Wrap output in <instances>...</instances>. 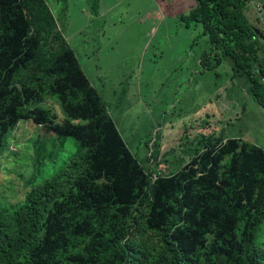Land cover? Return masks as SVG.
Masks as SVG:
<instances>
[{
	"label": "trees",
	"instance_id": "16d2710c",
	"mask_svg": "<svg viewBox=\"0 0 264 264\" xmlns=\"http://www.w3.org/2000/svg\"><path fill=\"white\" fill-rule=\"evenodd\" d=\"M193 1L178 21L207 43L199 67L227 64L264 107V40L244 14L250 0ZM98 7L91 0L94 16ZM20 121L39 127L38 160L41 139L76 146L21 204L0 205V264H264V149L218 139L170 175L146 174L46 0H0V151Z\"/></svg>",
	"mask_w": 264,
	"mask_h": 264
},
{
	"label": "rangeland",
	"instance_id": "374dc122",
	"mask_svg": "<svg viewBox=\"0 0 264 264\" xmlns=\"http://www.w3.org/2000/svg\"><path fill=\"white\" fill-rule=\"evenodd\" d=\"M46 3L55 30L146 174L170 175L218 139L264 149V112L232 79L228 65L216 72L198 65L207 43L204 38L193 42L198 26L178 21L195 6L193 0H99L105 12L96 16L91 0ZM263 5L264 0H250L244 14L264 40ZM42 106L53 111L55 121L63 120L54 100ZM38 135V126L20 121L0 151V205L21 204L36 182L54 176L75 151L72 138L61 145L50 136L41 139L45 149L38 160ZM258 243L264 247V226Z\"/></svg>",
	"mask_w": 264,
	"mask_h": 264
},
{
	"label": "water",
	"instance_id": "95a60500",
	"mask_svg": "<svg viewBox=\"0 0 264 264\" xmlns=\"http://www.w3.org/2000/svg\"><path fill=\"white\" fill-rule=\"evenodd\" d=\"M259 108L264 112V107H262L261 105H259Z\"/></svg>",
	"mask_w": 264,
	"mask_h": 264
},
{
	"label": "crops",
	"instance_id": "0c3cea01",
	"mask_svg": "<svg viewBox=\"0 0 264 264\" xmlns=\"http://www.w3.org/2000/svg\"><path fill=\"white\" fill-rule=\"evenodd\" d=\"M98 11H99V12L101 11V12H103V13L105 12V11H103V10L100 9V6H99V10H98ZM106 11H107V10H106ZM103 13H102V14H103Z\"/></svg>",
	"mask_w": 264,
	"mask_h": 264
}]
</instances>
